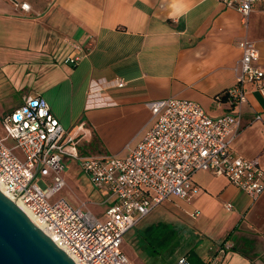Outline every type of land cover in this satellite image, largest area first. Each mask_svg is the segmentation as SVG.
Here are the masks:
<instances>
[{"label": "crops", "instance_id": "crops-1", "mask_svg": "<svg viewBox=\"0 0 264 264\" xmlns=\"http://www.w3.org/2000/svg\"><path fill=\"white\" fill-rule=\"evenodd\" d=\"M242 40L255 43L264 70L261 7L244 24L219 0H0V96L14 89L26 90L22 100L42 96L89 148L78 150L82 157H125L150 126L149 104L191 100L211 119L239 115V131L226 139L235 155L264 171V96L253 84L244 85L240 105L227 94L240 73ZM72 44L83 47L76 65L64 62ZM117 78L124 87L113 86ZM96 82L104 90L94 95ZM192 183L198 191L188 201L164 200L124 235L139 256L175 243L177 260L207 264L228 246L219 264H264V191L253 199L202 170ZM93 192L108 206L106 190ZM123 252L136 264L134 250Z\"/></svg>", "mask_w": 264, "mask_h": 264}, {"label": "built area", "instance_id": "built-area-1", "mask_svg": "<svg viewBox=\"0 0 264 264\" xmlns=\"http://www.w3.org/2000/svg\"><path fill=\"white\" fill-rule=\"evenodd\" d=\"M219 1L239 11L244 24L255 7L264 10V0ZM20 6L30 9L27 3ZM72 47L64 62L76 65L83 47ZM237 47L242 55L240 73L227 94L240 105L245 100V84H253L264 96V70L258 64L260 55L254 42L242 40ZM125 83L117 78L113 86L122 88ZM91 86L94 95L104 90L98 82ZM149 107L150 126L122 158L80 156L76 137L63 128L40 95L23 98L22 104L1 120L6 134L0 139L4 193L32 213L42 231L73 263L133 264L121 247L124 235L164 200L177 197L188 201L192 192L198 191L192 179L201 170L226 177L253 199L264 191V171L254 161L235 155L230 139H226L239 131V115L211 119L199 103L174 97ZM8 140L13 141V147L6 145ZM15 149L21 151L23 161ZM71 159L79 162L94 189L109 193L104 221L82 206L54 199L66 186L60 173L64 161ZM192 215L198 216V212ZM227 247H221L207 264H219L217 256ZM176 264L192 263L180 257Z\"/></svg>", "mask_w": 264, "mask_h": 264}, {"label": "water", "instance_id": "water-1", "mask_svg": "<svg viewBox=\"0 0 264 264\" xmlns=\"http://www.w3.org/2000/svg\"><path fill=\"white\" fill-rule=\"evenodd\" d=\"M0 264H76L1 187Z\"/></svg>", "mask_w": 264, "mask_h": 264}, {"label": "rangeland", "instance_id": "rangeland-1", "mask_svg": "<svg viewBox=\"0 0 264 264\" xmlns=\"http://www.w3.org/2000/svg\"><path fill=\"white\" fill-rule=\"evenodd\" d=\"M25 91L23 89H14L0 96V139L6 137L1 122L2 118L5 115L11 114L12 111H14L22 104V96L23 94H25ZM6 145L9 147H13V141L8 140L6 142ZM77 148L80 152H82L83 150H89L88 147H85V149L79 144L77 145ZM15 153L21 161L24 160V157L20 150L15 149ZM117 157L122 158V156ZM60 175L61 177H63L66 186L61 191H59L54 199L58 200L59 198H63L70 205L82 206L86 211H90L101 222L104 221V215L107 206L103 203L99 204L98 199L96 198L97 194L96 192H93L96 190L90 188L79 162L73 159L66 162L65 168L60 173ZM121 247L122 249H125V251L129 254H131L132 250H134L135 254H137V259H135L136 264H176V258L179 256V253L177 252V244L175 243L163 245L161 249H150V251L152 250L150 256H139L141 253L139 252L140 254H138L136 247L133 245V242H131L130 233L124 237ZM175 248L177 250L175 251V254L170 253V249Z\"/></svg>", "mask_w": 264, "mask_h": 264}, {"label": "bare ground", "instance_id": "bare-ground-1", "mask_svg": "<svg viewBox=\"0 0 264 264\" xmlns=\"http://www.w3.org/2000/svg\"><path fill=\"white\" fill-rule=\"evenodd\" d=\"M0 187L2 188V190H3V187L1 186V184H0ZM12 201V200H11ZM15 202V204L17 205V207L18 208H20L27 216H28V218L29 219H31L32 221H34L40 228H41V230H42V227L40 226V224L38 223V221H36L35 220V218H34V216L32 215V213L31 212H29L28 210H27V208L26 207H24L19 201H14Z\"/></svg>", "mask_w": 264, "mask_h": 264}]
</instances>
